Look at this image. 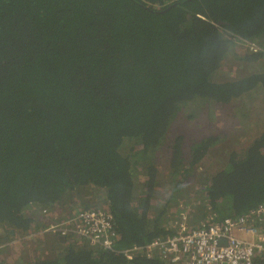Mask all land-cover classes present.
Wrapping results in <instances>:
<instances>
[{
  "label": "trees",
  "instance_id": "obj_1",
  "mask_svg": "<svg viewBox=\"0 0 264 264\" xmlns=\"http://www.w3.org/2000/svg\"><path fill=\"white\" fill-rule=\"evenodd\" d=\"M242 39L260 50L237 54ZM227 57L247 73L219 77ZM263 58L264 0H0V228L27 236L55 221L43 208L77 213L103 203L117 249L170 233L167 207L149 215L155 153L180 111L193 117L196 103L264 90ZM180 139L171 145L174 204L192 191L187 179L216 142H196L186 162ZM128 143L138 157L124 153ZM197 181L216 219L264 202V129L243 157L233 153L225 170ZM199 207L195 220L206 216ZM78 242L32 264H157Z\"/></svg>",
  "mask_w": 264,
  "mask_h": 264
},
{
  "label": "rangeland",
  "instance_id": "obj_2",
  "mask_svg": "<svg viewBox=\"0 0 264 264\" xmlns=\"http://www.w3.org/2000/svg\"><path fill=\"white\" fill-rule=\"evenodd\" d=\"M234 49V52L239 55H244L248 50L247 46L239 41H236ZM244 73H247V69L241 61L233 57H227L218 75L221 78H226L227 76L236 77ZM194 106L199 112L193 117L187 116L186 112H179L170 126L168 141L164 143L163 147L159 148L158 153H155L154 160L159 175V183L154 188L153 196H151L152 208L149 210V215H154L155 211L167 207L169 209L167 216H170L179 201H189L193 196L201 197L203 193L200 191L201 185L197 181L198 177L201 176L203 180H210L216 173L225 170L228 166L229 157L233 153L236 157H243L247 148L264 129V90L260 88L229 104H211L208 106L199 102ZM243 113H249L250 115L245 116ZM178 136H181V153L186 162L190 160L192 146L196 142L207 137L215 138L216 142L209 146L206 154L193 167L192 174L187 179L185 187L187 186L192 191L187 192L186 195L179 193L178 201L174 204L172 203L173 194L170 180L173 151L171 145ZM135 146L128 143L124 153L129 154L132 158L134 156L138 157L141 150L139 146H137L138 148ZM137 180L138 184H143L146 181V176L140 173ZM143 197H145V193L140 192L133 199V203L137 204V202L143 200ZM83 201L94 202L96 200L84 198ZM222 204L219 206L220 209L224 208ZM98 207H104V204H99ZM67 208V214L74 211L70 207ZM61 209L58 211V207H56V214L53 217L55 221L56 218L64 215V208L62 211ZM210 211L212 212L211 206ZM25 212L27 213V211ZM36 218H38V215ZM42 221L44 222L45 219L43 218ZM45 222H48V220ZM2 232L6 231L0 228V264H32L40 259L56 258L61 254V251L77 249L76 247L82 244L78 241H68L67 245L59 249L55 239L49 238L50 236L42 231L33 238L17 235L8 236L7 241L6 234H2ZM36 232H39V230Z\"/></svg>",
  "mask_w": 264,
  "mask_h": 264
},
{
  "label": "built area",
  "instance_id": "obj_3",
  "mask_svg": "<svg viewBox=\"0 0 264 264\" xmlns=\"http://www.w3.org/2000/svg\"><path fill=\"white\" fill-rule=\"evenodd\" d=\"M248 50L260 48L246 39L239 41ZM264 63V58H263ZM201 185V197L179 201L167 220L170 233L158 236L143 244L116 248L119 234L114 228L112 214L101 208L74 212L59 222H51L46 228L34 231L65 241H86L103 251L122 254L127 260L142 256L157 264H264V202L244 213L215 218ZM203 204L206 216L195 220L193 208ZM42 213L47 216L46 208ZM38 231V230H37Z\"/></svg>",
  "mask_w": 264,
  "mask_h": 264
},
{
  "label": "clouds",
  "instance_id": "obj_4",
  "mask_svg": "<svg viewBox=\"0 0 264 264\" xmlns=\"http://www.w3.org/2000/svg\"><path fill=\"white\" fill-rule=\"evenodd\" d=\"M176 205H177V204H176ZM97 208H101V209L103 208V209H105L104 207H97ZM46 209H47L48 212H50V213H49V215L45 216V215L42 213V209H41V210H40V212H41L40 215H41L42 217H44V218H47V217H48V218H49V217L53 218V217H55L56 209H55V211H53V212L50 211L48 208H46ZM85 209H87V208H85ZM62 210H63V209H61V211H62ZM66 210H68V208H64V210H63L64 214H67L68 211L66 212ZM58 211H60V210L58 209ZM74 212H76V211L71 212L70 215H71L72 213H74ZM171 214H172V213H171ZM171 214H170V215H171ZM168 219H169V216H168ZM168 219H167V220H168ZM47 220H48V219H47ZM59 221H60V220H59ZM59 221H56V222H59ZM51 222H55V221H51ZM51 222H49V223H51ZM46 227H47V226H46ZM46 227H45V228H46ZM36 231H37V230H36ZM31 233H33V232H31ZM31 233H30V234H31ZM30 234H28L26 237H28V238H32V237H30ZM55 237H56V238H61V239H63V241H64L66 244L68 243V241H65V238L57 237V236H55ZM55 237H54V238H55Z\"/></svg>",
  "mask_w": 264,
  "mask_h": 264
},
{
  "label": "crops",
  "instance_id": "obj_5",
  "mask_svg": "<svg viewBox=\"0 0 264 264\" xmlns=\"http://www.w3.org/2000/svg\"><path fill=\"white\" fill-rule=\"evenodd\" d=\"M6 241H7V239H8V236H7V233H6ZM49 238H54V237H49ZM55 239V243H56V245L59 247V249H62L65 245H67L64 241H63V239H61V238H54ZM57 241H60V242H63L62 244L63 245H59V244H57ZM11 242V241H10ZM9 244V243H8Z\"/></svg>",
  "mask_w": 264,
  "mask_h": 264
},
{
  "label": "water",
  "instance_id": "obj_6",
  "mask_svg": "<svg viewBox=\"0 0 264 264\" xmlns=\"http://www.w3.org/2000/svg\"><path fill=\"white\" fill-rule=\"evenodd\" d=\"M176 4H178V2H173V3L170 4L168 7H166L165 10H167L169 7L174 6V5H176ZM2 234H6V232H2Z\"/></svg>",
  "mask_w": 264,
  "mask_h": 264
},
{
  "label": "flooded vegetation",
  "instance_id": "obj_7",
  "mask_svg": "<svg viewBox=\"0 0 264 264\" xmlns=\"http://www.w3.org/2000/svg\"><path fill=\"white\" fill-rule=\"evenodd\" d=\"M77 247H78V246H77ZM77 247H76V248H77Z\"/></svg>",
  "mask_w": 264,
  "mask_h": 264
}]
</instances>
